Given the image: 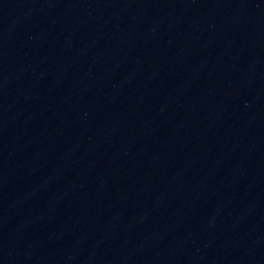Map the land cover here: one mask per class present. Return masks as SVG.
I'll return each mask as SVG.
<instances>
[{
  "label": "water",
  "instance_id": "1",
  "mask_svg": "<svg viewBox=\"0 0 264 264\" xmlns=\"http://www.w3.org/2000/svg\"><path fill=\"white\" fill-rule=\"evenodd\" d=\"M0 264H264V0H0Z\"/></svg>",
  "mask_w": 264,
  "mask_h": 264
}]
</instances>
